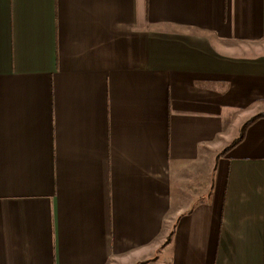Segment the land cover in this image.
<instances>
[{
    "label": "crops",
    "instance_id": "1",
    "mask_svg": "<svg viewBox=\"0 0 264 264\" xmlns=\"http://www.w3.org/2000/svg\"><path fill=\"white\" fill-rule=\"evenodd\" d=\"M258 114L264 0H0V264H264Z\"/></svg>",
    "mask_w": 264,
    "mask_h": 264
},
{
    "label": "trees",
    "instance_id": "2",
    "mask_svg": "<svg viewBox=\"0 0 264 264\" xmlns=\"http://www.w3.org/2000/svg\"><path fill=\"white\" fill-rule=\"evenodd\" d=\"M262 118H264V114H258V115H256L254 118H252L249 122H247V123L243 126V128H242V130H241V134H240L239 139H237L236 141H234V142L231 144V146L228 147V148L225 150L224 153H226V152L229 151L231 148H233V147L236 146L238 143H240V142L243 140L244 136H245V133H246L247 128H248L250 125H252L255 121H257V120H259V119H262ZM170 238H171V237H169V240H170Z\"/></svg>",
    "mask_w": 264,
    "mask_h": 264
}]
</instances>
